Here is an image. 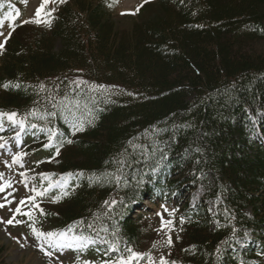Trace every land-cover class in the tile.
Segmentation results:
<instances>
[{
	"label": "trees",
	"instance_id": "1",
	"mask_svg": "<svg viewBox=\"0 0 264 264\" xmlns=\"http://www.w3.org/2000/svg\"><path fill=\"white\" fill-rule=\"evenodd\" d=\"M106 8L74 0L49 33L19 31L0 59V115L56 157L41 185L61 198L37 217L113 261L142 244L133 208L187 195L174 261L254 264L245 231L264 240V0H157L125 30Z\"/></svg>",
	"mask_w": 264,
	"mask_h": 264
},
{
	"label": "rangeland",
	"instance_id": "2",
	"mask_svg": "<svg viewBox=\"0 0 264 264\" xmlns=\"http://www.w3.org/2000/svg\"><path fill=\"white\" fill-rule=\"evenodd\" d=\"M69 1L67 0V2ZM41 2L42 0H26V2L25 0H16L12 17L8 20H4L6 14L2 17L4 23L0 26V44L15 26L25 24L23 21L26 20L37 19L34 13ZM67 2L48 0L38 18L41 23H27L25 25L28 28L48 30L50 25L47 18L48 13L55 15L59 7ZM155 2L156 0H148V2L145 0H112L113 14L111 19L118 29H128L133 21L140 20V15H136L137 10L145 3L153 4ZM149 6H146L142 12ZM17 12L20 13L19 17L16 16ZM122 13L124 14L122 15ZM44 21H49V23H44ZM56 48H58V43ZM258 48L264 50V42ZM0 145H2L0 147V174H2L0 188L3 189L0 191V205H4L0 208V264H78L70 248L59 247V245L67 243L65 240H60L59 236H54L51 240L46 239V234L56 233L50 226L43 225V228H34L36 232L33 229L25 230L26 226L29 227L30 224L26 223L20 215H24L25 218L29 215L26 208L30 202L29 198L35 196L34 181L39 176V172L32 167L29 168L30 157L22 152L20 128L16 122L10 120H7V123L0 122ZM16 157H20V159L18 163H13V159ZM3 178L5 180H2ZM6 180L9 183H6ZM21 200L26 201V203L20 204ZM146 206L150 212L151 210L154 212L143 221L144 241L138 251L134 253L142 258L132 259L133 255H131L116 264H161L174 252V243L183 234H181L183 232L182 227L176 219H173V213L170 210L148 203ZM17 207L20 208V213L15 212ZM41 207L53 210L56 206L47 204ZM208 207L212 208L210 204ZM10 219L12 224L3 223ZM169 221L170 224H168ZM162 222L163 230L157 231L162 228ZM37 232L43 233L45 236H38ZM169 238H171V246L166 243ZM45 253H49V255H45Z\"/></svg>",
	"mask_w": 264,
	"mask_h": 264
},
{
	"label": "snow or ice",
	"instance_id": "3",
	"mask_svg": "<svg viewBox=\"0 0 264 264\" xmlns=\"http://www.w3.org/2000/svg\"><path fill=\"white\" fill-rule=\"evenodd\" d=\"M25 2H26V0H25ZM60 2H67V0H60ZM145 2H148V0H145ZM48 3V0H42V2H41V4H40V6L37 8V10H36V12L34 13V16L37 18V19H30V20H26V21H23V23H25V24H27V23H35V24H40L41 23V20L40 19H38L40 16H41V12H42V10H43V8L45 7V5ZM124 13H122V15H123ZM19 15H20V13L19 12H17L16 13V16L17 17H19ZM48 15H51V13H48ZM12 17V13L11 12H9V13H7L5 16H4V20H8L9 18H11ZM4 20H0V26H2L3 25V23H4ZM44 23H49V21H44ZM12 25L10 24V27H11ZM20 26H22V25H20ZM13 30H14V28H13ZM2 47H3V45L2 44H0V49H2ZM4 87L5 88H8L9 87V85H4ZM15 114H11V115H9L8 116V119L9 120H11V121H13V122H15ZM23 125L21 124V127H22ZM32 127H36V125H32ZM78 130H81V129H78ZM53 135H54V133H53ZM50 139H51V136H50ZM68 143H71V141H68ZM0 147H2V145H0ZM45 147L47 148V147H51V145H49V144H46L45 145ZM56 153L57 154H59V148L57 147V149H56ZM19 159H20V157H16V158H14L13 159V163H18V161H19ZM21 175H24V173H21ZM0 178H2V174H0ZM26 186V185H25ZM3 189L2 188H0V191H2ZM34 191V190H33ZM45 191H47V190H45ZM36 195H39V196H43L45 193L44 192H37V193H35ZM63 195H66V193H61V196H63ZM61 197L60 196H57L55 199H53V203H57V202H59V199H60ZM31 197L29 198V201H31ZM24 203H26V201H24V200H21L20 201V204H24ZM2 207H4V205H0V208H2ZM15 212H17V213H20V208L19 207H17L16 209H15ZM41 214H44L43 212H41ZM183 222V221H182ZM3 223H7V224H12V220L10 219V220H8V221H4ZM171 222L169 221L168 222V224H170ZM163 230V222H162V228L161 229H158L157 231H162ZM33 231L34 232H36V230L35 229H33ZM38 236H45V234H43V233H36ZM57 235H59V239L60 240H66V238H67V234L66 233H60V234H56V233H48V234H46V239H48V240H51L54 236H57ZM91 241H88V242H81V240H80V238H74L73 240H71V241H69V242H67V243H65V244H62V245H59V247H62V248H72V249H74V250H82V247L83 246H85V244L86 243H90ZM166 243L169 245V246H171V238H169L167 241H166ZM154 247H155V245H153ZM113 250H115V249H113ZM41 251H43V249H41ZM45 255H49V253H45ZM139 258H142V257H139V256H137L136 254H133V256H132V259H139ZM161 264H166V262H161Z\"/></svg>",
	"mask_w": 264,
	"mask_h": 264
}]
</instances>
